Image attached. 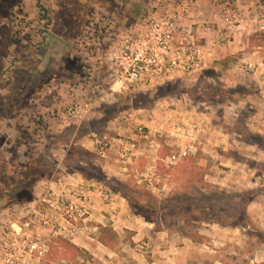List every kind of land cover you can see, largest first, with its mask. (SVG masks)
Returning <instances> with one entry per match:
<instances>
[{
  "label": "rangeland",
  "instance_id": "1",
  "mask_svg": "<svg viewBox=\"0 0 264 264\" xmlns=\"http://www.w3.org/2000/svg\"><path fill=\"white\" fill-rule=\"evenodd\" d=\"M206 1L225 4L222 7H212L200 12V21L214 24L224 14L237 13L246 16L248 20L239 30L241 34L236 40L234 39L239 32L216 51V55L222 51L226 54L225 57L221 60L215 59L206 70L198 73L199 77L194 75L192 79L176 78L151 90L139 91L136 95L133 93L122 95L118 102L109 104L107 98L102 100V94L108 92L103 81L104 66L109 65L105 55L107 46L94 44L92 32L95 30L99 33L101 28H107L113 35L122 34L125 28H117L116 20L125 19L130 14L132 5H138L140 14L137 17H139L143 13L146 15L153 5L167 4L170 0H0L1 163L8 161L18 166L29 162L33 172L40 168L46 177L55 179L59 176L62 166H65L67 172L78 169L74 158L64 154V149L73 151V145L68 144L71 137L86 132L101 134L107 121L115 117L124 107L136 105L146 108L156 107V115L159 116L168 109H177L181 107V103L182 107L186 103L184 107L187 108H191L192 105L200 109L207 105L215 106L220 113L221 107H218L220 104L217 102L231 99L232 91L239 90V94L245 92L244 84H247L246 80L252 77L253 70L258 72V76L263 75L264 59L260 57L264 56V48L261 47L264 40L261 45L252 46L249 38L259 32L253 31L252 17L264 14V9L249 11L244 15L242 11L237 10L236 5L232 4L233 0ZM253 59V63L250 64L249 60ZM216 61L218 64H214ZM260 61L261 65L258 64ZM227 84H234V87ZM74 87L81 91L85 90L83 95L90 98V101L96 102V105L90 108L101 111L103 114L101 119L90 118L84 123L79 120L80 116L75 118L68 116L67 108L77 103L70 92V88ZM44 101L52 103L44 105ZM84 103L81 102L83 114L90 109L89 105ZM17 121L23 127L30 128L33 134L30 139L22 143L14 140L12 145L7 143V140L15 137ZM242 122L243 119L240 117L236 125L239 130L243 129ZM244 136L245 139L254 140L264 147V140L259 136L251 134ZM82 168L80 170L86 176L102 178L99 170L89 166ZM110 183L113 189L126 193L135 211L153 213L167 210L168 218L171 220L169 223L173 228L183 224L176 216L181 214L179 206L182 202L209 205L215 210L223 208L227 216L236 217L241 210H244L249 199L254 197L252 195L260 191L252 189L238 193L206 194L205 198H190V200L177 194L173 199L165 201V196L172 187L164 190L159 188L153 193L146 186L147 184L145 187L137 188L136 184L123 185L115 180H111ZM154 187H157V184H154ZM21 206L22 204H14L9 208L0 209V213L7 209L6 215H10V219L16 221L12 226L7 220L2 222L11 230L16 229L29 217L27 209ZM2 216L0 215V225ZM191 216L198 219L195 213H191ZM250 220L247 233H251V236L247 239L242 237L237 240V244L227 243L226 247H222L221 252L201 253L203 256L198 260L199 263L211 260L209 258L213 254V257L223 258L227 264L247 262L264 264V227L256 220ZM187 231L193 233L195 228L191 227ZM127 235L128 232H125L121 236L126 238ZM25 236L26 234L19 238L17 243H22L21 239ZM57 236L59 235L52 234L40 239L48 246L50 240ZM61 237L68 240L70 238ZM124 238L122 240L126 241L127 239ZM224 254L233 255L236 259L224 257ZM44 256L39 259L31 256L28 264L87 263V259L83 258L48 263ZM122 258L136 260L137 254L131 250L124 252L119 246L116 255L112 256L115 263L112 261L110 264H121ZM134 262L139 264V259Z\"/></svg>",
  "mask_w": 264,
  "mask_h": 264
},
{
  "label": "crops",
  "instance_id": "2",
  "mask_svg": "<svg viewBox=\"0 0 264 264\" xmlns=\"http://www.w3.org/2000/svg\"><path fill=\"white\" fill-rule=\"evenodd\" d=\"M167 4L181 6L190 19L200 21V12L212 7H222L225 3L206 0H170V3ZM232 4L236 5L237 10L242 11L244 15H247L249 11L264 9V0H233ZM239 34L241 32L236 35L234 40ZM115 41L116 36L110 33L107 36H102L97 44H103L109 49V46ZM261 47L264 48V43ZM225 55L220 51L215 55V59L221 60ZM260 58L264 59V56ZM253 61L254 59L249 60L250 64ZM214 64H218L217 61ZM258 64L261 65L262 62L260 61ZM103 72L105 73L103 81L106 89L110 88L113 92V96L107 100V103H116L122 97L116 92L117 83H113L109 66H104ZM246 81L247 84H244L245 92L239 98L217 102L220 104L218 107H221L220 113L217 112L215 106L207 105V107L200 109L192 105L191 108H187L184 107L186 103L183 107L181 103V107L177 109H168L159 116L156 115V107L146 108L137 107V105L124 107L115 117L107 121L104 131L108 134L132 137L134 135L132 131L137 124L149 129L162 127L164 130H168L171 124L183 118L194 120L200 117L206 122V128L197 138L191 139L183 135L177 137L165 135L159 139L162 144L160 150L155 152L152 149H146L130 164L124 165L120 162L117 146H114L105 157L101 158L97 155L96 157L92 132L71 137L68 144L77 145L88 151L91 154L90 163L97 166L103 176V179L86 177L79 171L67 172L65 166H62L61 172L56 178L63 180L66 184L80 183L93 187L88 192L91 198L89 216L84 222L79 223L77 233L69 238L72 243L84 248L91 254V261L87 260L86 264H110L112 261L115 263L112 256L116 255L118 248L116 250L108 248L97 240L100 226L112 227L121 240L124 238L121 236L123 233L131 232L130 238L133 244L131 245L126 240L121 241L120 246L124 252L134 251L139 259V264H200L201 262L199 263L198 260L203 256L201 253L221 252L222 247H226L227 243L237 244V240L242 237L247 239L249 236L247 233L248 224L241 227H229L215 222L202 221L198 233L206 237L208 241L206 243L194 242L188 237L180 236L178 233L167 229L156 231L152 222L134 212L127 197L118 189H113L110 186V181L115 180L125 185L128 180L130 184L142 186L140 183L146 184L141 179L142 174L149 170L156 175L155 179L158 178L157 181L159 180L157 187L146 185L153 193L162 187L171 189L173 184L168 176L156 173V163L162 148L171 153L181 147H189L190 155H194L198 151L200 157L197 164L202 168H207L205 181L213 188L233 193L259 189V193L252 195L254 197L247 202L246 211L251 220H256L260 226L264 227V147H261L254 140L245 139L244 136L251 134L264 140V83H258V78L254 75ZM228 86L234 87V84ZM84 91L78 90L76 87L70 88L71 97H74L78 103L85 102L84 105H89V108L95 106L96 102L90 101V98L83 95ZM133 94L136 95L137 91ZM102 115L101 111L90 108L81 115L82 117L80 116L79 120L86 123L90 118L99 120ZM240 117L243 119L242 130L236 126ZM67 150L64 149V154H67ZM80 163L85 165L84 161H80ZM56 179L43 178L35 184L33 200L22 204L27 209L26 212L29 213V216L33 214L34 208L39 206L44 192ZM98 189L109 191L108 201L96 192ZM57 209L54 205L53 214L57 223L55 222L56 224L52 226L40 225L38 223L39 216L35 214L29 234H36L39 238L52 235L53 227L62 223V216ZM6 211L7 209L0 213L3 215L1 223L7 220L11 225L15 224L16 221L10 219V215H6ZM208 244L213 245V247ZM137 258H135L136 260L134 258H122L121 264H137L134 262L137 261ZM212 258L213 254L209 259ZM214 263L223 264L219 260L214 261Z\"/></svg>",
  "mask_w": 264,
  "mask_h": 264
},
{
  "label": "built area",
  "instance_id": "3",
  "mask_svg": "<svg viewBox=\"0 0 264 264\" xmlns=\"http://www.w3.org/2000/svg\"><path fill=\"white\" fill-rule=\"evenodd\" d=\"M247 21L239 13L224 14L217 23L209 24L190 19L181 6L153 5L146 15L143 13L137 17L122 34L115 35L116 41L105 52L113 83H117L116 92L126 95L151 90L174 78H188L206 70L215 60L216 51L233 38ZM251 22L253 31L264 33V14L254 15ZM253 75L260 77L256 70H253ZM258 82L264 83V72ZM109 89L102 94V100L113 96ZM83 110L81 103L77 102L67 108V114L75 118L81 116ZM205 128L206 122L200 117L194 120L183 118L171 124L168 130L162 127L149 129L137 124L132 137L101 133L93 134L92 141L95 154L101 158L117 146L120 162L126 165L146 149L160 150L162 144L159 139L165 135L195 139ZM190 154L189 147H181L164 156L162 162L167 167L173 166L183 156ZM155 178L156 175L149 170L141 177L148 186L159 182ZM92 188L91 185L54 180L26 221L13 230L3 223L0 225V264H28L31 256L39 259L46 254L47 244L38 235L29 232L35 214L39 216L38 223L42 226L57 223L53 214L54 205L62 216V223L53 227V235L73 237L79 223L89 216L91 198L88 192ZM161 189L164 190L163 187ZM96 192L104 200H109L108 190L98 189ZM22 234L26 236L21 239L22 243H17Z\"/></svg>",
  "mask_w": 264,
  "mask_h": 264
},
{
  "label": "trees",
  "instance_id": "4",
  "mask_svg": "<svg viewBox=\"0 0 264 264\" xmlns=\"http://www.w3.org/2000/svg\"><path fill=\"white\" fill-rule=\"evenodd\" d=\"M130 14L125 19H119L116 20L117 28H126L127 26L131 25L132 22L136 19V17L140 14L138 5L137 6H131ZM116 28V29H117ZM111 30H108L107 28H101L99 30V33L95 30L92 32L93 38L92 42L95 44L97 41L104 35L110 34ZM264 40V33L263 32H257L250 36L249 42L252 46H259L263 43ZM196 77H199L200 74L195 75ZM193 77H188L186 79H192ZM170 82L166 81L165 83ZM164 84V83H163ZM162 85V84H161ZM159 86V85H158ZM156 86V87H158ZM237 91V92H236ZM232 91V98H239L241 95L238 91ZM52 102L46 103L43 102L44 105H48ZM16 135L14 138L7 140V143L14 144V140L17 141V143H22L23 141H26L32 137V131L30 128H25L22 126L20 122H16ZM100 133H107L106 131H102ZM2 146V143H0V147ZM76 146V147H75ZM72 148V146H71ZM75 149V150H74ZM169 154L167 150H164L163 148L160 151L159 158L156 163V173L159 175H167L170 182L173 184L172 189L170 190L169 194L165 196V201H169L173 199L174 195H183L186 200H190V198L193 199H202L205 198L206 194H223L225 191L219 190L217 188L211 187L210 184H208L205 181V174L207 173V168H202L197 164L198 158L200 157V153L197 151L194 155H186L183 156L176 164L173 166H165L162 162V158ZM67 155L69 157L74 158V161H76V165L78 169L76 171L81 172L83 175L86 176L84 172H82L80 169H83L82 167H92L98 170L97 166L95 167L92 163H90L91 154L81 149L77 145H73V151L68 150ZM96 156V154L94 153ZM86 156V157H85ZM88 156V157H87ZM1 157L2 152H0V209L9 208V206H12L14 204H24L27 202H30L34 198L33 189L35 184L43 179L48 178L46 177L44 171L40 170L38 168L37 171L33 172L30 168L29 162L24 164H19L16 166L15 164L5 161L1 163ZM30 157V156H29ZM97 157V156H96ZM9 160V159H8ZM80 161H84V164H81ZM21 166V167H19ZM88 177V176H86ZM56 179V178H55ZM96 179H103L102 178H96ZM5 187H3V185ZM128 180L126 181L125 185H129ZM135 186V184H130V186ZM145 187V184H142V186L136 185L137 188L139 187ZM112 187V186H111ZM113 188V187H112ZM120 191V190H119ZM123 195H125L128 199L129 205L132 207L135 213L141 215L146 220L152 222L154 224V230L158 231L160 229H167L169 231H173L175 233H178L180 236L188 237L194 242L199 243H206L208 240L206 237L200 235L198 233V228L200 226V222H215L223 226H229V227H241L249 224L250 217L246 211V207L244 210L240 211V214L236 217L227 216V212L224 211L223 208L215 210L212 206L209 205H202V204H190L188 202H182L181 206H179V209L181 210V214H177V218L182 221V226H178L177 228H173L172 225H170V218H168L169 214L166 210L160 211V212H143V211H135L134 207L131 205L128 196L126 193H123L120 191ZM191 213L197 214V218L191 216ZM232 218V219H231ZM251 221V220H250ZM199 226H198V224ZM195 228V231L193 233H189L187 229L189 228ZM249 231V230H247ZM249 236H251V233H248ZM131 232L128 233L127 237L124 238L127 239L129 243L132 245L133 242L131 241ZM97 240L104 246L116 250L119 246L121 240L119 235L116 233L115 230L112 229L110 226H100L98 228V234H97ZM264 240V239H263ZM224 257H228L232 260H235L236 257L230 254H225ZM83 258L84 260L91 259V254L85 250L84 248L72 243L70 240L63 238L61 236L54 237L50 240L48 243V250L46 252V255L44 256V259L50 263V262H57L61 260H72V259H78ZM219 260L223 264H227L226 261L223 258H217V256H214L211 260H204L202 264H215L214 261ZM248 264V262L246 263ZM253 264H259V263H253Z\"/></svg>",
  "mask_w": 264,
  "mask_h": 264
}]
</instances>
